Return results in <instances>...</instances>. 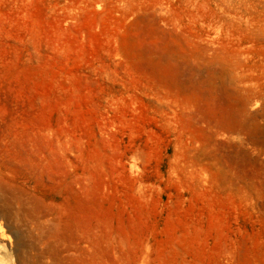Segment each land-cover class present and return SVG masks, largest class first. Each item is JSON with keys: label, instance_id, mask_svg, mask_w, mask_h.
<instances>
[{"label": "rangeland", "instance_id": "374dc122", "mask_svg": "<svg viewBox=\"0 0 264 264\" xmlns=\"http://www.w3.org/2000/svg\"><path fill=\"white\" fill-rule=\"evenodd\" d=\"M0 222L18 264H264V0H0Z\"/></svg>", "mask_w": 264, "mask_h": 264}, {"label": "bare ground", "instance_id": "6f19581e", "mask_svg": "<svg viewBox=\"0 0 264 264\" xmlns=\"http://www.w3.org/2000/svg\"><path fill=\"white\" fill-rule=\"evenodd\" d=\"M6 236V231L0 222V264H18L16 258L20 260L22 255L21 249L23 247L21 248L22 245L20 246L19 241L14 242L11 239L8 240ZM29 259L35 262L41 261L36 255L29 257ZM23 260L26 261V259Z\"/></svg>", "mask_w": 264, "mask_h": 264}]
</instances>
